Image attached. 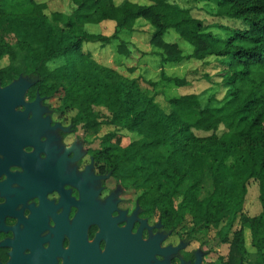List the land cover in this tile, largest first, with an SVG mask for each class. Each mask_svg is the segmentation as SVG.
<instances>
[{
    "label": "trees",
    "instance_id": "obj_1",
    "mask_svg": "<svg viewBox=\"0 0 264 264\" xmlns=\"http://www.w3.org/2000/svg\"><path fill=\"white\" fill-rule=\"evenodd\" d=\"M71 1L75 8L65 17L48 15L46 2L0 0V69L33 73L41 90L62 95L87 132L109 125L135 133L123 147L118 131L108 132L103 151L115 155L117 174L151 208L165 216L178 213L192 230L215 229L233 257L247 249L246 229L253 248L263 250L264 0H205L212 3V14L242 20L244 27L207 25L172 0ZM141 19L154 27L150 43L164 62H206L215 73L201 77L222 87L223 96L214 91L204 100L189 92L169 98L166 108L157 100L156 81L125 77L84 51L88 42L119 40V51L130 55L120 36L134 31ZM106 21L115 22L112 34L86 28ZM171 29L192 44V53L184 55L179 44L165 40ZM50 62L56 66L50 68ZM161 77L177 87L192 83L187 76L162 72ZM251 180L259 184L262 206L255 216L244 212ZM237 220L240 227L234 229Z\"/></svg>",
    "mask_w": 264,
    "mask_h": 264
},
{
    "label": "flooded vegetation",
    "instance_id": "obj_2",
    "mask_svg": "<svg viewBox=\"0 0 264 264\" xmlns=\"http://www.w3.org/2000/svg\"><path fill=\"white\" fill-rule=\"evenodd\" d=\"M37 82L0 69V264H264V249L233 257L139 199L98 132Z\"/></svg>",
    "mask_w": 264,
    "mask_h": 264
},
{
    "label": "rangeland",
    "instance_id": "obj_3",
    "mask_svg": "<svg viewBox=\"0 0 264 264\" xmlns=\"http://www.w3.org/2000/svg\"><path fill=\"white\" fill-rule=\"evenodd\" d=\"M39 2H46L48 8L46 12L51 16L53 12H60L65 17L72 14L75 5L71 0H37ZM140 1L141 0H136ZM182 6L189 7L192 13L203 20L205 24L212 25L213 23H220L227 26L244 27L242 20H234L227 18H220L212 14V3L210 1H191V0H172ZM87 30L94 33L112 34L115 29L114 21H106L99 24H87ZM216 33H223L217 27L211 28ZM154 30L152 25L146 23L141 19L136 29L132 32L123 31L121 39L126 43V47L130 50V55L121 53L118 49L119 40L111 44L102 45L100 42H88L84 44V51H89L93 57L100 63L108 65L119 73L128 78H141L142 80H153L158 84L156 86L157 100L162 106L168 108V100L173 96L182 95L189 92L198 93L202 99H207L210 92H218V98L224 94L223 88L218 84L202 78L201 74L205 71L211 75L215 73L214 69L206 62L197 59L189 58L179 63L164 62L161 50L150 43L151 33ZM165 40L169 42H176L183 50L184 55H189L193 52V46L188 41L184 40L179 34L171 29L165 34ZM60 61V60H57ZM210 61H213L211 59ZM50 68L56 66L55 63L48 64ZM197 71V72H196ZM200 71V73L198 72ZM164 72L169 76H187L191 81V85L184 87H177L173 83L167 82L162 79L161 74ZM218 81V79H214ZM57 97L61 98L62 95L58 94ZM62 99V98H61ZM102 113L108 114L107 109L103 108ZM118 131L121 136V146L125 147L131 141L135 140L138 136L135 133H130L124 129H116L109 125H103L98 132V136L103 140L105 134L110 131ZM198 135H206L202 131H196ZM134 188V187H133ZM262 210L259 200V184L251 180L249 183L248 194L244 204V212L249 216L258 215ZM240 227V221L237 220L234 224V229ZM207 231L215 233L216 230L209 228ZM246 246L253 249L251 245V232L249 229L245 230ZM217 242V240L214 238ZM216 246H218L216 244Z\"/></svg>",
    "mask_w": 264,
    "mask_h": 264
}]
</instances>
